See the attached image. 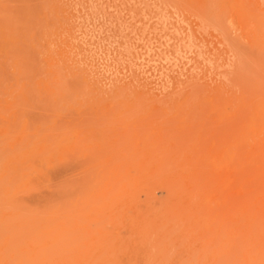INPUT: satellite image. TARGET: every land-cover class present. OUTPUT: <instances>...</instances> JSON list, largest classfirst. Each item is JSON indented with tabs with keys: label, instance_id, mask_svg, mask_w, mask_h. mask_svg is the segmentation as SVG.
<instances>
[{
	"label": "rangeland",
	"instance_id": "1",
	"mask_svg": "<svg viewBox=\"0 0 264 264\" xmlns=\"http://www.w3.org/2000/svg\"><path fill=\"white\" fill-rule=\"evenodd\" d=\"M0 185L32 264H264V0H0Z\"/></svg>",
	"mask_w": 264,
	"mask_h": 264
},
{
	"label": "bare ground",
	"instance_id": "2",
	"mask_svg": "<svg viewBox=\"0 0 264 264\" xmlns=\"http://www.w3.org/2000/svg\"><path fill=\"white\" fill-rule=\"evenodd\" d=\"M212 174V173H211ZM1 187L0 188H2V185H0ZM4 189V188H3ZM2 189V190H3ZM0 194H2V191H1V189H0ZM11 207V206H10ZM13 208H15L14 207V204H13V206H12ZM11 207V209H13ZM8 208H9V206H8ZM18 207H16V209H17ZM7 209V208H6ZM5 209V210H6ZM16 209H13V210H16ZM4 210V211H5ZM7 211V210H6ZM8 211H10V210H8ZM16 211H18V210H16ZM15 212V211H14ZM8 218V217H7ZM16 218H18V217H15V218H12V220L13 219H16ZM5 221H8V219L6 220L5 219ZM11 221V220H10ZM13 222H17V220H15V221H13ZM13 222H11V223H13ZM5 223V222H4ZM8 223V222H7ZM23 223V222H22ZM15 225V224H14ZM1 226V225H0ZM2 227V226H1ZM1 227H0V231H1ZM15 227V226H14ZM18 227V226H17ZM4 228V230H5V232L6 233H10L11 235H10V242L11 243H13L14 242V240H16V236H18L17 234H15V239L13 240V242L11 241V239H12V233L14 232H10L12 229H10L9 230V232L5 229L6 227H3ZM8 228V227H7ZM11 228V227H10ZM18 229V231H19V227L17 228ZM3 231V230H2ZM4 232V231H3ZM0 234H1V232H0ZM4 236L6 235L5 233L3 234ZM2 234H1V238L0 239H2V238H4V236H3ZM18 240V239H17ZM0 243H2V242H0ZM14 244V243H13ZM13 244H11V245H9L10 246V248L11 247H13V248H18V245L20 244V242H19V240H18V245L16 246L15 244L13 245ZM3 246V245H2ZM15 246V247H14ZM7 248H8V246H7ZM4 248L6 251H7V253H6V251H5V253H1L0 252V264H4L6 261H9L11 264H32L31 263V260H30V258L28 257V255H26V254H23L21 251H19V250H17V251H15V252H12L13 250L11 249L10 250V248ZM3 249V250H4ZM19 249V248H18ZM11 252H10V251ZM10 252V253H9ZM22 253V254H21ZM9 263V264H10Z\"/></svg>",
	"mask_w": 264,
	"mask_h": 264
}]
</instances>
